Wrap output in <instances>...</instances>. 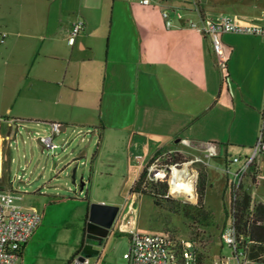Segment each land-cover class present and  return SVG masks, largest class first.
<instances>
[{
	"label": "crops",
	"instance_id": "obj_1",
	"mask_svg": "<svg viewBox=\"0 0 264 264\" xmlns=\"http://www.w3.org/2000/svg\"><path fill=\"white\" fill-rule=\"evenodd\" d=\"M108 4L113 13L106 24ZM164 9L181 10L184 18L168 28ZM263 11L264 0H153L149 5L140 0H0V32L7 33L0 44V189L15 192L20 196L16 202L26 209L35 206L23 203L24 193L13 187L7 142L25 120L59 122L62 133L67 121L60 114L84 107L81 99L93 94L89 85L98 82L100 71L107 126L102 123L97 149L110 129L113 142L120 141L125 150L129 146L128 156L138 164L137 177L164 148L185 153L183 138L196 144L184 145L197 152L194 156L202 154L205 142L216 143L217 164L227 162L232 147L246 149L248 155L258 138L264 107V36L224 33L230 50L227 68L222 69L211 38L190 28L186 20L229 15L264 24ZM78 19L86 26L71 45L68 38ZM103 37L105 66L100 69L94 42ZM109 147L116 150L115 145ZM77 159H67L60 174L69 177ZM96 173L104 171L95 168L92 176ZM252 179L249 186H257L259 177ZM44 186L56 193L65 188L52 179ZM86 186L85 216L92 200L109 203L96 199L92 177ZM255 194L251 193L254 201L264 203ZM134 199L123 221L116 220L114 226L128 227L125 220Z\"/></svg>",
	"mask_w": 264,
	"mask_h": 264
},
{
	"label": "rangeland",
	"instance_id": "obj_2",
	"mask_svg": "<svg viewBox=\"0 0 264 264\" xmlns=\"http://www.w3.org/2000/svg\"><path fill=\"white\" fill-rule=\"evenodd\" d=\"M112 13L113 5L108 4L105 9L106 24L111 21ZM221 39L227 59L230 49L222 36ZM94 45L98 52L100 69H102L105 66V38H97ZM102 73L100 71L96 84L93 82L89 85L93 96L91 93L88 96L83 95L84 97L81 99L84 103L83 108L70 110L67 114H60L59 117L67 121L63 123L66 125V129L62 133L60 132L61 135H56L54 141L60 145L65 144L64 148H58L53 152L43 151L39 137L45 132L51 131V123L27 120L20 122L19 126H15V134L10 142H7V149L12 155L10 178L13 187L24 193L23 203L35 205L42 213V219L24 246L17 264H68L76 253L86 256L88 264H128L124 256L129 249L130 235L120 229L117 224L113 226L102 242L93 244L94 249L98 252L91 255L85 252L84 245L90 243L86 234L84 215L88 187L86 186L81 192L80 187L72 183L70 176L66 177L64 173L60 174L67 159L72 160L73 157H78L74 165L77 166L78 175L84 173L87 181L92 177L93 194L97 197L96 199H106L109 203H103L120 206L118 222L123 221L126 206L131 199H134L132 196L136 195L133 201L134 212L125 221L135 218L137 231L195 240L200 248L203 264H213V260L217 257H231L229 264H237L236 258L222 237L223 226L225 223H230L231 207V194L227 185L228 175L225 172L213 166H205L201 162H196L192 167L198 171V177L194 179L198 195L196 196L194 191V198H186L177 193L174 195L170 193V197H167L164 195L160 182L147 180L148 170L155 163L166 165L175 160L180 163L186 162L197 154L192 148L182 145L185 153L179 149L164 148L150 163L145 177L137 188H134V184L138 178L135 175L138 164L135 162L136 159H131L128 156L131 151L129 146L126 150L122 149L123 144L119 145L120 141L113 142L111 138L114 133L107 129L105 140L101 142L102 147L97 149L102 123L105 125L104 127L107 126L106 109L102 110L101 108ZM263 117L262 111L258 137L263 129ZM138 140L139 138H137ZM110 144L115 145V151L109 147ZM170 145L176 146L173 141ZM187 150L191 152H187ZM245 150L239 146L232 147L227 154L228 160L234 156L244 159L251 156L253 146L248 149L250 151L248 155L245 154ZM164 154H166L165 158L162 156ZM94 161H96L95 165ZM182 167L183 164H179L178 169H182ZM95 168L98 171H104V173H96V176L93 177ZM263 169L264 152L257 156L254 164L249 168L242 187L251 193L255 192L256 197H262L264 200ZM256 171L259 177L257 186H253V184L249 186L248 182L253 180ZM172 175L171 172L166 173L165 180L171 181ZM51 179L52 182L56 180L57 183L65 185V188L57 193L50 192L53 188L44 185L51 182ZM146 180L147 188L142 192L140 188L144 184L146 185ZM202 183L205 190L201 204L199 196ZM68 187H71V190ZM95 202L100 201H91V203Z\"/></svg>",
	"mask_w": 264,
	"mask_h": 264
},
{
	"label": "built area",
	"instance_id": "obj_3",
	"mask_svg": "<svg viewBox=\"0 0 264 264\" xmlns=\"http://www.w3.org/2000/svg\"><path fill=\"white\" fill-rule=\"evenodd\" d=\"M140 2L144 5H149L152 4L153 0H140ZM162 16L166 27L171 28L175 25L177 18H184V13L181 10H175L172 13L170 10L164 9ZM261 19H264V11ZM186 22L190 28L196 29L211 38L218 66L222 69L227 68V59L224 55L221 39L224 33H249L264 36L263 23L253 20H242L229 15L203 16L200 19L189 18ZM85 26L83 19H78L73 24L68 38L71 45L76 43L78 35ZM6 37V32H0V44L6 41ZM61 127L62 125L59 122H52L51 131L45 132L39 137L43 151L53 152L58 148L65 147V144L60 145L54 141L55 136L61 132ZM182 143L187 146H196L188 138H183ZM201 151V155L189 158L183 163L176 160L166 165L155 163L147 172V180L167 181L169 186L168 195L170 196V193L176 194L172 191L173 175L174 169L178 168L179 164H183L182 169L186 167L195 171L196 177H198V171L192 167L196 162H201L205 166H213L225 172L229 176L228 187L231 194V207L229 213L230 223H225L222 230L223 241L231 249L237 264H254L250 258L249 251L244 247L243 238L238 235L236 209L232 204L236 203L237 194L243 189V180L249 168L254 164L257 156L264 152V125L260 136L253 145L252 155L247 156L245 159L240 156H234L230 160L227 158L225 164L215 163L214 158L219 156L218 145L211 141L205 142ZM162 156L165 158L166 154ZM232 164H238V166L233 168ZM169 172L173 174L171 181L164 178L165 174ZM195 190H197L196 187ZM17 199H20V196L15 194V192L0 189V264L18 263L23 247L29 241L42 219V213L38 207L33 206L26 209L16 202ZM132 212H134V208H132ZM126 224H128V227L124 230L130 235V245L124 257L127 259L128 264H203L200 248L195 240L160 233H142L137 231L134 221L132 223L130 219H127ZM230 262L231 257H217L213 260V264H229ZM68 264L88 263L86 256L78 253L72 256Z\"/></svg>",
	"mask_w": 264,
	"mask_h": 264
},
{
	"label": "trees",
	"instance_id": "obj_4",
	"mask_svg": "<svg viewBox=\"0 0 264 264\" xmlns=\"http://www.w3.org/2000/svg\"><path fill=\"white\" fill-rule=\"evenodd\" d=\"M158 154L154 155L144 167L138 178L135 180L134 188L139 187L138 184L145 177V173L151 162H153ZM258 172L256 171L253 178L256 180ZM146 185L144 184L140 190L146 191ZM160 186L163 188L164 195H168V183L167 181L160 182ZM201 195L199 196V203L202 202L205 187L201 184ZM148 193V192H145ZM238 199L236 203H233V207L236 209V225L238 229V235L243 238L244 247L249 251L250 258L254 264H264V203L255 202L250 192L246 190H240L238 192ZM155 196V195H154ZM202 204V203H201ZM232 207V208H233ZM88 218V212L85 216ZM77 254V253H76Z\"/></svg>",
	"mask_w": 264,
	"mask_h": 264
},
{
	"label": "water",
	"instance_id": "obj_5",
	"mask_svg": "<svg viewBox=\"0 0 264 264\" xmlns=\"http://www.w3.org/2000/svg\"><path fill=\"white\" fill-rule=\"evenodd\" d=\"M72 183L80 187L81 190L87 183L85 174L78 175L77 167L73 168L70 174ZM196 196L197 191L195 190ZM120 206L114 204H106L103 202L91 203L89 207L88 219L86 222V232L90 243L84 245V250L87 254L91 255L98 252L94 249L93 244L100 243L112 230L118 214L120 212Z\"/></svg>",
	"mask_w": 264,
	"mask_h": 264
},
{
	"label": "bare ground",
	"instance_id": "obj_6",
	"mask_svg": "<svg viewBox=\"0 0 264 264\" xmlns=\"http://www.w3.org/2000/svg\"><path fill=\"white\" fill-rule=\"evenodd\" d=\"M196 172L184 169H174L172 191L186 198H194Z\"/></svg>",
	"mask_w": 264,
	"mask_h": 264
},
{
	"label": "flooded vegetation",
	"instance_id": "obj_7",
	"mask_svg": "<svg viewBox=\"0 0 264 264\" xmlns=\"http://www.w3.org/2000/svg\"><path fill=\"white\" fill-rule=\"evenodd\" d=\"M88 219V218H87ZM86 222H87V220H86ZM86 234H87V232H86ZM90 241V240H89ZM90 242H93V241H90Z\"/></svg>",
	"mask_w": 264,
	"mask_h": 264
}]
</instances>
